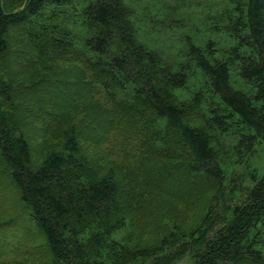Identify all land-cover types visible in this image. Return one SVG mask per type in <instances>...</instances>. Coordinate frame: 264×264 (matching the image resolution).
Returning <instances> with one entry per match:
<instances>
[{
  "label": "trees",
  "instance_id": "obj_1",
  "mask_svg": "<svg viewBox=\"0 0 264 264\" xmlns=\"http://www.w3.org/2000/svg\"><path fill=\"white\" fill-rule=\"evenodd\" d=\"M229 3L231 10L218 12L212 28L228 35L231 47L187 42L181 60L138 39L125 0H87L80 11L73 9V21L70 0H25L17 13L0 5V58L11 53L10 29L27 25L25 61L71 66L52 71L50 84L63 70L79 73L72 77L77 86L98 84L113 107L111 125L118 117L136 118L151 136L163 133L167 159L171 151L181 153L179 143L186 147L179 168L160 167L155 189L185 207L198 198L204 203L195 227L170 223L165 215L160 232L143 241L123 207L116 167L91 175L76 123L60 132L59 151L48 144L40 164L34 163L29 135L11 118L13 87L0 81V159L26 224L43 241L44 264H176L185 258L190 264H264V160L254 165L264 155V0ZM195 72L203 81L187 100L182 93L195 86ZM233 72L247 91L232 86ZM65 91L68 97L45 89L46 99L36 102L45 138L63 126L56 117L57 110L67 113L63 104L75 108L92 95Z\"/></svg>",
  "mask_w": 264,
  "mask_h": 264
},
{
  "label": "rangeland",
  "instance_id": "obj_2",
  "mask_svg": "<svg viewBox=\"0 0 264 264\" xmlns=\"http://www.w3.org/2000/svg\"><path fill=\"white\" fill-rule=\"evenodd\" d=\"M70 1L72 5H69L67 10L73 21L76 17L73 9L80 11L87 0ZM229 1L125 0V3L131 8L138 39L150 50L160 51L172 59L178 57L181 60L182 54L186 53L187 42H192L198 47H205L208 42H212L215 50L231 47L232 41L228 35L212 28L213 17L218 12L230 11L233 7ZM24 4L25 0H0V5L12 13L23 11ZM26 29L27 25L10 29L8 40L11 53L8 57L0 58V81L9 82L13 87L12 95L15 97L12 101L15 110L11 111V118L13 122H19L23 126V131L29 135L34 163L37 166L40 164L47 154L48 144L53 151H59L60 132L68 123H76L81 145L84 147L83 153L92 161L91 175L94 172L99 175L111 165L116 167L123 207L128 211L132 221L143 231L144 235H141L143 241L148 238L154 239L152 231L155 235L160 232L159 224L165 215L170 223L176 221L184 228L195 227L204 213V203L199 198L187 202L185 207L178 200L174 201L171 198L175 196L162 191L156 192L155 189L160 167L166 166L165 170L179 168L181 160L188 155L187 148L179 143L177 147L181 153L171 151L167 159L164 140L160 139L163 133L159 134V138L151 136L147 131L148 124L136 118L132 120L118 117L113 127L110 122L113 114L112 105L104 99L98 84L90 82L87 86L75 85L77 83L74 82L77 80H72V77L79 73L71 76L68 70H63L64 73L59 72L52 84L47 83L52 71L59 70L63 65V69L71 66L63 60L55 62L54 66L49 65L50 62L45 63L44 60L42 63L46 64L45 66H33L26 62L27 53H22L27 47ZM202 81L201 75L195 72L191 81L195 82V86L192 88L189 86V90L183 92L182 96L189 100L194 87ZM231 83L237 90H248L234 72L231 75ZM45 89L55 93L62 90L65 97L69 96L65 90L73 94H92L87 101L79 103L75 108L73 105L63 104L67 113L63 114L57 110L56 117L64 119V124L57 125V130L53 135H48L49 138L40 133L38 126L40 123L36 121L38 115L36 102L46 99ZM40 93V97L36 98ZM50 122L52 124V121L44 123ZM159 128H163L161 132H164V124L160 123ZM263 160L264 155L259 153L254 165L260 167ZM4 167L0 159V264H44L43 241L36 236L35 230H30L26 224V211L18 200L16 190L7 179ZM129 195L132 196L131 199ZM176 264H190V261L185 258Z\"/></svg>",
  "mask_w": 264,
  "mask_h": 264
}]
</instances>
